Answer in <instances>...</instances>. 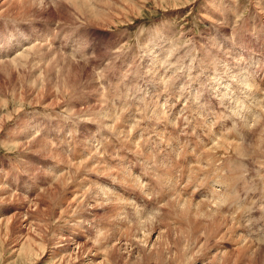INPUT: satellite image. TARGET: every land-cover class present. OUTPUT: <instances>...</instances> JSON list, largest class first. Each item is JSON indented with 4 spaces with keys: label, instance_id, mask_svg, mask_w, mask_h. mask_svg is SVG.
Wrapping results in <instances>:
<instances>
[{
    "label": "rangeland",
    "instance_id": "obj_1",
    "mask_svg": "<svg viewBox=\"0 0 264 264\" xmlns=\"http://www.w3.org/2000/svg\"><path fill=\"white\" fill-rule=\"evenodd\" d=\"M41 1L0 0V264H59L58 260L65 258L66 255H69V252L70 254L73 253V249L77 245L76 242L87 244L86 248H89L88 250L85 248L84 253L86 254L82 255L79 253V249L74 250V253H76L74 257L77 260L80 259L81 262H86L85 264H92V262L97 264L108 258L107 255L109 254V257L113 255L108 259L114 264H127V262L130 264H161L162 261L158 260L160 257L172 258V256L179 255L185 258V255L177 254L180 248L178 249L176 246L182 239L183 241L187 239L184 225H182V227L184 226V235H182L181 230H177L176 216L179 215L180 217L181 215H175L171 203L173 201H169L171 197L168 200L167 197L156 194L157 189L155 186L153 184L150 186L151 179L148 178V167L145 170H140L138 166L133 167L131 173H135L134 176H141L142 178L139 177L136 183L138 181L142 182L144 186H147V192L151 193L145 201V206L143 203L145 199H140L138 192L127 190L128 193L123 191L118 193L116 186L106 185L108 189H111L108 190L109 196L114 195L116 201L118 195L125 197L131 204L123 205L125 208H123L122 213L126 212L127 215L123 216L122 222L127 223V228L119 230V228L112 229L106 226L114 218L109 211H111V206L117 202H111L112 204H110L108 201L106 203V194L105 199L103 196L104 202L91 197L83 200L81 196H78L82 189L77 185L78 180L73 178L74 180L71 181L70 178V181L64 182V186L62 180L65 179L64 176L67 174L62 176L63 172L58 170L57 166L65 162L66 159L64 158L67 157V161L70 159L72 162L75 161L81 152L80 143L83 142H89L93 146L96 145L105 156H107L108 145L110 144L115 147L114 152L123 150L125 156H130V153L123 146L124 142L121 137L117 132L112 131V125L116 126L118 124L122 125L120 128L125 127L123 128V130L125 129L124 133L121 134L123 140L128 135L126 139H130L131 136L132 141L134 140L135 143L139 144L144 142L145 137L149 142L148 150L158 152L156 148L158 147L169 152L172 148H175L176 144L168 140H161L159 130L162 129L164 124L171 126L170 129L173 130L175 125L170 123L173 117L169 116L168 113L169 115L163 116L166 118L163 119V122L162 118H159L161 114L163 115V112L174 106L178 101L177 99H180L178 101L180 106L177 110L182 108L181 110L184 111V120L180 124L182 129L179 131L186 138L183 139L184 142L188 143L187 141H189L190 136L188 138L187 135H202L199 137L203 142H207L205 143L207 149L205 144L203 145L204 149L214 152L227 146L220 144L223 138L227 142L238 140V143H241L240 146L246 142L243 145L244 148L241 147L244 151L246 150L243 155H250L252 152L247 154L252 151L249 148L253 147L254 151L255 145L260 143V140L258 143L257 136L253 133L256 132L255 134L258 135L257 130L260 131L259 126L264 118V0ZM102 11L105 13L103 14ZM93 12L97 13V15L94 13L96 18L92 14ZM98 15H101V18L104 16L103 20ZM37 43H40L38 45L40 47L35 48L34 45ZM170 49L172 53H170ZM34 50L37 53H34ZM41 53L43 56L45 55V59L40 55ZM171 54L172 56H170ZM49 58L54 59L53 62ZM58 58L59 62L56 63L55 59ZM46 59L50 60L48 64ZM210 59L219 65V70L213 74V78H209L212 71L207 63ZM51 62L54 66H57L54 68ZM157 72H160L161 77L159 74L155 75ZM234 75L235 78H233ZM162 77L164 81L162 80L161 85ZM200 81H202V84L198 85ZM222 83V91L216 93V88ZM227 87H230L229 94L220 99L219 94H224ZM232 91H235V93L233 94ZM200 92L201 94L198 96ZM102 93L105 97L101 95ZM156 93H161V95L158 97ZM93 94L95 95L93 96ZM181 94L182 97H180ZM233 97L234 99H232ZM237 97L240 98L239 102H236ZM193 99L204 105L200 111L198 110V119H201L200 121L204 123L205 128L201 126L200 129L197 128L198 130L189 129L194 128L196 125L193 122L194 119L189 117L187 113L196 115L195 112L185 108L189 101H192L191 104H196ZM255 99L260 101H255ZM252 100L255 101L254 103L259 102L260 107L259 105L253 107ZM96 103L101 104L102 108ZM89 104L94 107L90 108ZM163 104L164 106H162ZM200 104H198V108ZM262 104L263 106H261ZM154 106H156V110ZM98 108H100V111ZM104 108L105 110H103ZM233 109H235V112ZM217 115L218 119L216 120ZM260 115L262 116L260 117ZM86 116L88 117L86 118ZM92 116H94V119ZM186 116H188V119H186ZM97 117H102V119ZM180 118L181 116L177 120L180 121ZM260 118L262 119L260 120ZM86 119H88V123ZM113 121L118 124L116 122L113 124ZM189 121L191 122L189 123ZM93 122L95 124L102 123L100 126L106 128L112 123L108 127L110 132L98 127ZM255 123L259 126L254 125ZM208 127L211 128L208 129ZM258 127L259 129H257ZM204 129L215 133L210 135V140L205 137L206 130ZM126 130L130 132H126ZM254 130L256 131L254 132ZM236 133H238L237 136ZM104 134L107 137H103ZM164 135H168V131L164 132ZM30 137L32 139L29 140ZM105 138H107L106 141ZM203 138L205 139L203 140ZM251 139H253L254 144L252 146H250L252 144ZM38 140L41 142H38ZM262 140L264 139L262 138ZM262 140L261 143L264 145ZM152 141H156L155 144L151 143V145L150 142ZM45 142L47 146L55 145L59 148L61 154L58 160L59 155L55 156L52 151L53 156L50 147L45 148L43 146ZM256 142L257 144H255ZM182 146L183 142L180 141L176 147L177 151ZM200 146L202 147V144L197 148L202 149L203 147ZM66 149L79 152L73 155ZM260 152L264 154L262 150ZM53 158L56 161L53 162ZM247 158L248 156L243 157V161L240 159L243 166L245 164V167L248 168L243 167V175L247 174L244 175L247 186L245 188L239 184L236 190V194L239 196V207L236 210L241 213V223L239 225L236 223L235 218L240 213L235 212L234 207L230 210L225 209L224 216L223 208L227 207L226 205L220 207L218 213L232 223V225L229 224L230 238L228 235L229 239L226 237L228 241L230 240L229 243L228 241L218 243L216 249L212 248V251L209 252L203 249L194 263L188 261L186 257L185 264H208L207 258L212 257V254H214L212 258L220 254L223 256L227 253V250L229 252L231 248H236L237 246L235 247L234 244H237L235 243L236 240L239 242V236L240 239L243 238V241L240 240L242 243L239 242L237 245H249L250 241V244L255 243L252 248L257 249L255 250L257 251L255 256L258 264H264V245L257 244V242L264 243V169L262 171L259 169L262 166H259L252 158H248V160ZM263 160L264 158L261 159V162ZM142 162L143 160L141 164ZM183 164L185 165L186 161H183ZM252 164L258 166V169ZM255 170H260L259 174ZM193 171L197 173V167H194ZM50 173L52 177L54 174L53 178L49 177ZM149 176L155 179L154 173ZM89 178L93 179L91 176ZM201 178L202 180L197 183H200L202 187H214V182H210L209 178H205V175ZM59 180L61 181L59 182ZM189 180L187 182L186 178L181 183L182 180L180 181L179 176V186L175 183L179 190L182 188L179 195L182 198L185 195V198L188 197L187 199L198 201V194L194 195L193 193L198 192V187L191 189V185L193 187L196 180ZM93 185L89 184L88 187L92 188ZM75 193H77L78 199L76 200L79 201L78 203L75 200ZM192 195L194 196L192 197ZM114 196L113 200H115ZM81 201L82 203H80ZM99 202L100 205H98ZM169 203L172 204L170 207ZM132 205L134 208H132ZM164 205H167V208H164ZM135 207H138V210L145 207L147 216H143L147 221L143 220L144 222L138 223L137 211H134ZM193 208L192 210H196V207L193 206ZM171 209L174 212L172 215L170 213L173 212H169ZM234 213L237 214L234 215ZM193 214L191 212L188 215L192 216ZM232 215L234 216L232 217ZM112 225L111 227H113ZM76 227H78V231L82 230L85 233H83L84 236L81 240L76 239V242L72 245L69 237L71 238L70 233L75 232L73 229H77ZM231 227L235 229L232 230ZM104 228L106 229L103 230ZM174 228L175 230H171ZM129 230L131 231L129 232ZM99 231L100 233H97ZM145 234L148 236H145ZM159 234L161 236L160 240L157 239ZM88 236L91 238L89 239ZM62 239L68 240L71 246L60 247ZM94 239L95 242L97 241L96 244L93 241ZM146 239L149 241L148 243H146ZM105 240H108V243L104 242ZM127 240L131 241L132 245L129 242L130 245L127 246L128 243H124ZM246 241L248 242L243 243ZM97 243L101 245L99 246ZM218 246L219 248L222 247L219 249ZM187 248L190 252L189 245ZM114 250L117 252L115 253ZM155 250L163 252V256L156 254L157 251ZM262 250L263 252H261ZM86 251L89 252L90 257ZM197 251L198 248L193 252L196 253ZM66 252L67 254L64 255ZM95 252L97 255H94ZM153 254L156 256L155 258H151ZM78 257L81 258L78 259ZM211 257L210 259H212ZM83 258L84 260H82Z\"/></svg>",
    "mask_w": 264,
    "mask_h": 264
},
{
    "label": "bare ground",
    "instance_id": "obj_2",
    "mask_svg": "<svg viewBox=\"0 0 264 264\" xmlns=\"http://www.w3.org/2000/svg\"><path fill=\"white\" fill-rule=\"evenodd\" d=\"M5 1V0H4ZM65 1H69V0H65ZM72 1V0H71ZM25 2V1H24ZM40 2H42L41 0H40ZM68 3V2H67ZM72 3V2H71ZM73 4V3H72ZM125 4V3H124ZM25 5V4H24ZM30 5V4H29ZM126 5H128V4H126ZM2 6V5H1ZM3 6H4V4H3ZM107 6V5H106ZM131 6V5H130ZM129 6V7H130ZM25 7H26V5H25ZM28 7V6H27ZM108 7V6H107ZM106 7V8H107ZM31 8H32V6H31ZM113 8V7H112ZM132 8V7H131ZM134 8V7H133ZM88 9V8H87ZM86 9V10H87ZM91 9V8H90ZM5 10V9H4ZM77 10V9H76ZM103 10V9H102ZM3 11V10H2ZM16 11V10H15ZM93 11H96V10H93ZM106 11V10H105ZM98 12V11H97ZM29 13V12H28ZM88 13V12H87ZM94 13H96V12H93L92 14L95 16V18H96V15H97V13H96V15L94 14ZM101 13V12H100ZM102 13L104 14L105 12L104 11H102ZM24 14H26V13H24ZM91 14V15H92ZM99 14V13H98ZM88 15V14H87ZM90 15V14H89ZM20 16V15H19ZM27 16V15H26ZM99 16V15H98ZM97 16V17H98ZM101 16V15H100ZM99 16V17H100ZM93 17V16H92ZM101 18V17H100ZM99 18V19H100ZM102 18H104V16H102ZM101 18V19H102ZM202 18V17H201ZM207 18H209V17H207ZM98 19V18H97ZM212 19V18H211ZM28 20V19H27ZM89 20V19H88ZM93 20V19H92ZM103 20V19H102ZM101 20V21H102ZM207 20V19H206ZM219 20V19H218ZM90 21V20H89ZM100 21V20H99ZM100 21V22H101ZM33 22V21H32ZM91 22V21H90ZM113 22V21H112ZM207 22V21H206ZM209 22H210V20H209ZM27 23V22H26ZM93 23V22H92ZM211 23V22H210ZM209 23V24H210ZM214 23V22H213ZM96 24H97V22H96ZM113 24H114V22H113ZM230 24V23H229ZM102 25V24H101ZM221 25V24H220ZM212 27V26H211ZM64 30V29H63ZM29 44V43H28ZM40 44V43H39ZM38 43L37 44H35L34 45V47L35 48H38V47H40V46H38L39 45ZM33 47V48H34ZM80 47V46H79ZM32 48V49H33ZM34 48V49H35ZM173 48V47H172ZM201 48V47H200ZM41 49V48H40ZM40 49H38V51H40ZM25 50V49H24ZM29 50H30V48H29ZM37 50V49H36ZM36 50H34V53H37V51ZM42 50V49H41ZM171 50V49H170ZM212 50V49H211ZM23 51V50H22ZM31 51V50H30ZM33 51V50H32ZM36 51V52H35ZM168 51H169V49H168ZM174 51V50H173ZM44 52V51H43ZM119 52V51H118ZM176 52V51H175ZM24 53V52H23ZM22 53V54H23ZM40 53V52H39ZM119 53H121V52H119ZM119 53H117V54H119ZM152 53V52H151ZM170 53H172V50H171V52ZM189 53V52H188ZM29 54V53H28ZM45 54V53H44ZM122 54V53H121ZM120 54V55H121ZM204 54V53H203ZM208 54V53H207ZM18 55V54H17ZM29 55H31V54H29ZM43 58H44V56L42 55V53L40 54ZM49 55V54H48ZM123 55V54H122ZM152 55V54H151ZM22 56V55H21ZM50 56H51V54H50ZM119 56V55H118ZM170 56H172V54L170 55ZM49 57V56H48ZM158 57V56H157ZM208 57V56H207ZM210 57V56H209ZM23 58H24V56H23ZM54 58V57H53ZM60 58V57H59ZM59 58L58 59H55L56 60V63H58L59 61ZM113 58V57H112ZM206 58V57H205ZM45 59V58H44ZM50 60H51V58H49ZM47 60L46 59V61H47V64H48V61H50V60ZM62 59V58H61ZM168 59V58H167ZM177 59V58H176ZM208 59V58H207ZM16 60H18V59H16ZM43 60V59H42ZM52 60H54V59H52ZM51 60V61H52ZM63 60V59H62ZM109 60V59H108ZM170 60V59H169ZM30 61V60H29ZM148 61V60H147ZM53 62V61H52ZM51 62V63H52ZM70 62V61H69ZM115 62V61H114ZM166 62V61H165ZM50 63V62H49ZM54 63H55V61H54ZM55 63V64H56ZM46 64V63H45ZM53 64V63H52ZM72 64V63H71ZM114 64V63H113ZM125 64V63H124ZM166 64V63H165ZM67 65H68V63H67ZM115 65V64H114ZM173 65V64H172ZM207 65H208V67H210V70L212 71L211 72V74H209V78H213V74H215L218 70H219V68H218V64L214 61V60H212V59H210L209 61H208V63H207ZM53 66H54V64H53ZM57 66V65H56ZM56 66H54V68L56 67ZM59 66V65H58ZM107 66H109L108 64H107ZM49 67V66H48ZM47 67V68H48ZM52 67V66H51ZM200 67V66H199ZM42 68V67H41ZM59 68V67H58ZM68 68V67H67ZM70 68V67H69ZM161 69H162V67H160ZM192 68V67H191ZM49 69H50V67H49ZM79 69V68H78ZM156 69V68H155ZM197 69V68H196ZM204 69V68H203ZM226 69V68H225ZM107 70V69H106ZM49 71V70H48ZM47 71V72H48ZM54 71V70H53ZM162 71V70H161ZM33 72V71H32ZM151 72V71H150ZM153 72V71H152ZM56 73H58V72H56ZM147 73V72H146ZM160 75V72H157V73H155V75ZM221 74V73H220ZM63 75V74H62ZM128 75V74H127ZM151 75V74H150ZM190 75V74H189ZM47 76H49V75H47ZM154 76V75H153ZM251 76V75H250ZM45 77V76H44ZM50 77V76H49ZM146 77V76H145ZM160 77H161V75H160ZM195 77V76H194ZM123 78H124V76H123ZM154 78H156V77H154ZM170 78V77H169ZM196 78V77H195ZM233 78H235V75L233 76ZM161 79V78H160ZM164 78L162 77V79H161V85H162V80H163ZM172 79V78H171ZM200 79V78H199ZM202 79V78H201ZM44 80H46V79H44ZM95 80H96V78H95ZM169 80V79H168ZM167 80V81H168ZM203 80V79H202ZM218 80V79H217ZM251 80V79H250ZM91 81H93V80H91ZM164 81V80H163ZM174 81V80H173ZM210 81V80H209ZM176 82V81H175ZM174 82V83H175ZM197 82V81H196ZM212 82V81H211ZM234 82V81H233ZM165 83H166V81H165ZM173 83V82H172ZM171 83V84H172ZM192 83V82H191ZM190 83V84H191ZM27 84V83H26ZM33 85H34V83H32ZM36 84H38V83H36ZM164 84V83H163ZM199 84H202V81H200V82H198V85ZM244 84V83H243ZM33 85H32V87H33ZM223 85V83L222 84H219L218 85V87L216 88V93H218L219 91H222V86ZM225 85V84H224ZM248 85H249V83H248ZM87 86V85H86ZM158 86V85H157ZM164 86V85H163ZM167 86H168V84H167ZM55 87H56V85H55ZM158 87H161L160 85L158 86ZM34 88V87H33ZM166 88V87H165ZM176 88V87H175ZM206 88V87H205ZM212 88V87H211ZM214 88V87H213ZM232 88V87H231ZM55 89V88H54ZM56 89H58V88H56ZM94 89V88H93ZM203 89V88H202ZM208 89V88H207ZM62 90V89H61ZM210 90V89H209ZM208 90V91H209ZM229 90H230V87H227V88H225V93L223 94L222 93V95H220L219 94V96H220V99H223L224 97H225V95H228L229 94ZM251 90V89H250ZM115 91V90H114ZM202 91V90H201ZM31 92V91H30ZM33 92V91H32ZM155 92H156V90H155ZM163 92H165V91H163ZM251 92V91H250ZM40 93V92H39ZM43 93V92H42ZM83 93V92H82ZM107 93V92H106ZM232 93L234 94L235 93V91H232ZM259 93V92H258ZM41 94V93H40ZM108 94V93H107ZM180 94V93H179ZM200 94H201V92L198 94V96H200ZM20 95V94H19ZM95 94H93V96H94ZM99 95V94H98ZM102 96H103V93L101 94ZM159 95H161V93H156V96H158L159 97ZM205 95V94H204ZM262 95V94H261ZM112 96V95H111ZM110 96V97H111ZM146 96V95H145ZM253 96V95H252ZM259 96V95H258ZM22 97V96H21ZM37 97V96H36ZM42 97V96H41ZM103 97H105V96H103ZM102 97V98H103ZM107 97V96H106ZM147 97V96H146ZM151 97V96H150ZM168 97V96H167ZM180 97H182V94L180 95ZM194 97H197V96H194ZM19 98H20V96H19ZM84 98V97H83ZM97 98V97H96ZM153 98V97H152ZM168 98H170V97H168ZM203 98V97H202ZM230 98V97H229ZM41 99V98H40ZM111 99V98H110ZM155 99H157V98H155ZM232 99H234V97L232 98ZM251 99V98H250ZM33 100V99H32ZM93 100V99H92ZM97 100V99H96ZM106 100V99H105ZM178 101H180V99H177ZM239 100H240V98L239 97H237V100H236V102H239ZM30 101V100H29ZM85 101H86V99H85ZM110 101V100H109ZM160 101V100H159ZM178 101H176V103L174 104V106H171V108H169V110L168 111H166V112H163V115L161 114V117L159 118V116H158V118L159 119H161L162 118V122L164 121L163 119H166V118H164L166 115H169V116H172L171 118V120H170V123H171V125H172V123H173V125H175L174 127V129L173 130H171L170 129V127L171 126H168V125H166V124H164L163 125V127H162V129H160L159 130V132H160V139L161 140H168V141H170L171 143H175L176 145H175V148H172L169 152H167V151H163L162 149H160V148H158V147H156L157 149H158V152H156V151H151V150H148V148H149V142H148V140H146V138L144 137V139H143V141L144 142H141V143H135L134 142V140L132 141V139H131V136H130V139L128 138V139H126L127 137H128V135H127V137H125V140H123V138H122V135L121 134H123L124 133V130H123V128H125V127H122V128H120V126H122V125H119L116 121H113V124H115V122H116V124H118V125H112L113 126V129L112 128H110V129H112V131H114V132H117L118 133V135L121 137V139H122V141L124 142V144H123V146L126 148V150L130 153V156H125L124 155V151L123 150H119V151H117V152H114V149H115V147L112 145V144H110V145H108L109 146V150H108V152H107V156H105L104 155V153L103 152H100V150H99V148L95 145V146H93V145H91L89 142L88 143H86V142H83V143H80L81 144V147H80V149H81V152H80V155L75 159V161H71V159L70 160H68L67 161V158H64V159H66V161L65 162H63V163H61V164H58V166H57V168H58V170H61L62 172H63V174H62V176H64V175H66V176H64V178L65 179H63L62 180V182H63V184H64V186H65V183L64 182H68V180L71 178V181L72 180H74L73 178H75V179H77L76 181L78 182V187H81L82 189L80 190V192L78 193V196H81V198L83 199V200H87V199H89L90 197L93 199H96V200H98V201H102V202H104L103 201V196H104V199H105V194H106V200H105V202L106 203H108V201H109V203L110 204H112L111 202H115L116 201V199H115V196H114V199L115 200H113L112 198H113V196H112V198H111V196H109L108 195V193H109V191L108 190H111V189H108L107 187H106V185H111V186H116V188H117V191H118V193L120 192V191H123V192H125V193H128L127 192V190H131V192L133 191V192H138L139 193V197H140V199H145L144 201H143V203H144V206H145V201L148 199V197L151 195V193H149V192H147V186H144L143 184H142V182H140V181H138L137 183H136V181L137 180H139L138 178L139 177H141V176H139V175H135L134 176V174L135 173H133V174H131L132 173V168L133 167H136V166H138L139 167V169L140 170H145L146 169V167H148L149 168V174H148V178H150L151 179V183H150V186L153 184L154 186H155V188L157 189V192H156V194H161L163 197H167V199L169 200V198L171 197V199L169 200V201H173V202H171L172 204H173V206H172V208L174 209H171L169 212H171L172 210L175 212V215H178V214H180L181 216L179 217V215L178 216H176V225H177V227H178V229L177 230H181V232H183V234L182 235H184V230H183V227L185 226V234L187 235L186 236V238L187 239H185L184 241H183V239H182V241L181 242H178V245H176V244H174V245H176L177 247H178V249H179V251L177 252V254H183V255H185L187 258H188V261H190L191 263H194L195 261H196V259L198 258V255L200 254V252L204 249V250H206V252H209V251H212V248L213 249H216V244H218V243H224L225 241H228L227 239H226V237H227V235H228V237H229V230H230V225L229 224H231L232 225V223L230 222V220L229 219H227V218H223L219 213H218V210H219V208L220 207H222V206H224V205H226V207L227 208H223V216L225 215V209H228V210H230V209H232L233 207H234V209L236 210L238 207H239V204H238V201H239V196L236 194V190L238 189V185L240 184V185H242V186H244L245 188H246V186H247V183H246V178L244 177V175H247L246 173L243 175V167L244 168H246V169H248L247 167H245V164H244V166H243V164H242V162H241V160H242V158L243 157H246V156H248V158H252L253 159V161H255L259 166H262V168H260L259 167V169H264V167H263V165H264V163H262V162H264V160L261 162V159L262 158H264V157H262V156H264V154H261V150L264 152V150H263V146L264 145H262V143H261V140H262V138L264 139V137H262L263 135H264V118L262 119V118H260V120L262 119V123L260 124V126H259V124L257 125L256 123L254 124V125H257V126H259L260 127V131H258L257 130V132H258V135L257 134H255L256 132V130H254V132L255 133H253L255 136H257V141H258V143H259V140H260V143L259 144H257V142L255 143V144H257V145H255L256 147H255V150L253 151V147L251 148L250 146H252V145H254L253 144V139H251L252 140V144L250 145V144H248V145H250L249 147V149L250 150H252V151H250V152H248L247 154H249V153H251L250 155H243V153L246 151H244L241 147H243V145H245V143L242 145V146H240L241 145V143H238V140L236 141V142H227V141H225L224 140V138L220 141V144H222V146L225 144V145H227V146H225V147H223L222 149H220V150H218V151H214V152H211V151H209V150H206L207 149V144H205V143H207V142H203L202 141V139L199 137V136H195V134L194 135H187V137L189 138V136H190V138H189V141H187L188 143H186V142H184V140L183 139H186L182 134H180L179 133V131L182 129L181 128V126H180V124L182 123V121L184 120V118H183V116H184V114H183V110H181V109H179V110H177L178 109V106H180V104H178ZM197 100L196 99H193V102L194 103H196V104H191V102L192 101H189L188 102V105L185 107V108H187V109H190L191 110V112L193 111V112H195V115L196 116H194L193 115V113L192 114H189V113H187L188 114V116L189 117H192L194 120H193V122H194V124L196 125V126H194V128H189V129H191V130H194V129H197V128H199V127H201V126H203V122H201L199 119H198V115H199V111H200V109H202V107L204 106L203 104H200V102H196ZM248 101V100H247ZM253 101V100H252ZM255 101H260V100H256L255 99ZM255 101H253V103L255 102ZM263 101V100H262ZM43 102V101H42ZM87 102V101H86ZM85 102V103H86ZM90 102V101H89ZM93 102V101H92ZM103 102V101H102ZM145 102H146V100H145ZM105 103V102H104ZM107 103V102H106ZM111 103V102H110ZM150 103V102H149ZM148 103V104H149ZM152 103V102H151ZM164 103V102H163ZM180 103V102H179ZM223 103H224V101H223ZM259 103V102H258ZM258 103H254V105H253V107H257V105H259V107H260V104H258ZM261 103V102H260ZM94 104V103H93ZM97 105H98V103H96ZM198 104H200V107L198 108ZM208 104V103H207ZM244 104V103H243ZM42 105V104H41ZM90 106V108L93 106H91V104H89ZM100 106H101V108H102V105L101 104H99ZM98 105V106H99ZM147 105V104H146ZM145 105V106H146ZM158 105V104H157ZM172 105V104H171ZM186 105V104H185ZM238 105V104H237ZM236 105V106H237ZM246 105V104H245ZM250 105V104H249ZM251 105H252V103H251ZM96 106V105H95ZM99 106V107H100ZM105 106V105H104ZM162 106H164V104L162 105ZM190 106V107H189ZM240 106H242V104H240ZM261 106H263V104L261 105ZM67 107V106H66ZM88 107V106H87ZM94 107V106H93ZM92 107V108H93ZM105 107H107V106H105ZM148 107V106H147ZM146 107V108H147ZM155 108V110H156V106H154ZM161 107V106H160ZM258 107V108H259ZM85 108V107H84ZM89 108V109H90ZM158 108V107H157ZM234 108V107H233ZM258 108H257V110H258ZM82 109V108H81ZM88 109V108H87ZM88 109V110H89ZM97 109V108H96ZM99 109V111H100V108H98ZM107 109V108H106ZM110 109V108H109ZM149 109V108H148ZM256 109V108H255ZM67 110V109H66ZM88 110H87V112H88ZM93 110H95V109H93ZM92 110V111H93ZM103 110H105V108L103 109ZM112 110V109H111ZM154 110V111H155ZM158 110V109H157ZM199 110V111H198ZM72 111H73V107H72ZM91 111V110H90ZM96 111V110H95ZM94 111V112H95ZM107 111V110H106ZM152 111H153V109H152ZM162 111H163V109H162ZM233 111L235 112V109H233ZM237 111V110H236ZM251 111V110H250ZM94 112H92V114L94 113ZM110 112V111H109ZM112 112V111H111ZM161 112V111H160ZM255 112V111H254ZM86 113V112H85ZM96 113H97V111H96ZM108 113V112H107ZM146 114H147V112H145ZM149 113V112H148ZM159 113V112H158ZM169 113V114H168ZM263 113V112H262ZM261 113V114H262ZM95 114V113H94ZM98 114H101V113H98ZM154 114H155V112H154ZM153 114V115H154ZM260 114V113H259ZM81 115H83V114H81ZM86 115H87V113H86ZM96 115V114H95ZM94 115V116H95ZM105 115H106V113H105ZM105 115H104V118H105ZM109 115H110V113H109ZM108 115V116H109ZM111 115H112V113H111ZM152 115V114H151ZM157 115V114H156ZM90 116V115H89ZM94 116H92V118L94 117ZM99 116V115H98ZM102 116V115H101ZM164 116V117H163ZM181 116V118H180V121H178L177 119H178V117H180ZM188 116H186V119H188ZM248 116V115H247ZM254 116V115H253ZM262 115H260V117H261ZM45 117V116H44ZM48 117V116H47ZM85 117V116H84ZM88 116H86V118H87ZM96 117V116H95ZM114 117V116H113ZM156 117V116H155ZM83 118V117H82ZM97 118H99V117H97ZM110 118V117H109ZM108 118V119H109ZM120 118V117H119ZM146 118V117H145ZM158 118H157V120H158ZM191 118V119H192ZM258 118V121H259V116L257 117ZM59 119V118H58ZM76 119V118H75ZM80 119V118H79ZM89 119V118H88ZM88 119H86V122H87V120ZM94 119V118H93ZM92 119V120H93ZM99 119H102V117L101 118H99ZM112 119V118H111ZM118 119V118H117ZM116 119V120H117ZM121 119V118H120ZM119 119V120H120ZM216 120L218 119V115L216 116V118H215ZM214 119V120H215ZM91 120V119H90ZM115 120V119H114ZM123 120V119H122ZM153 120V119H152ZM156 119H155V121H157ZM167 120H169L168 118H167ZM204 120V119H203ZM248 120V119H247ZM104 121L106 122V120L104 119ZM159 121V120H158ZM166 121V120H165ZM206 121V120H205ZM246 121V120H245ZM254 121V120H253ZM255 121H256V119H255ZM254 121V122H255ZM258 121H257V123H258ZM46 122V121H45ZM77 122V121H76ZM84 122H85V120H84ZM90 122V121H89ZM97 122V121H96ZM103 122V121H102ZM119 122V121H118ZM166 122H168V121H166ZM165 122V123H166ZM191 121H189V123H190ZM246 122H248V121H246ZM88 123V122H87ZM109 123V122H108ZM123 123H124V120H123ZM245 123V122H244ZM74 124V123H73ZM93 124H95L94 122H93ZM92 124V125H93ZM97 124V126L98 127H102L105 131H107V132H110V131H108V127H110L111 126V124L110 125H108V127L106 128V127H103L102 125L100 126V124H102V123H96ZM95 124V125H96ZM160 124V123H159ZM162 124V123H161ZM168 124V123H167ZM79 125V124H78ZM82 125V124H81ZM86 125V124H85ZM103 125H104V123H103ZM157 126H158V124H156ZM155 125V126H156ZM25 126H26V124H25ZM71 126V125H70ZM105 126V125H104ZM177 127H178V130H177ZM204 127V126H203ZM202 127V128H203ZM259 127L257 128V129H259ZM30 128V127H29ZM74 128V127H73ZM159 128V127H158ZM205 128V127H204ZM209 128H211V127H208V129ZM242 128V127H241ZM255 128V127H254ZM22 129V128H21ZM24 129H26V128H24ZM129 129V128H128ZM200 129V128H199ZM246 129V128H245ZM256 129V128H255ZM176 130H177V132H176ZM198 130V129H197ZM204 130H206V129H204ZM22 131V130H21ZM25 131V130H24ZM104 131V132H105ZM127 131H129V130H126V132ZM168 131V135H164L163 136V134H164V132H167ZM249 131V130H248ZM23 132V131H22ZM22 132H20V133H22ZM27 132V131H26ZM107 132H106V134H107ZM125 132V133H126ZM130 132V131H129ZM158 132V131H157ZM199 132H200V130H199ZM204 132V131H203ZM246 132H247V130H246ZM250 132H252V131H250ZM23 133H25V132H23ZM37 133V132H36ZM40 133V132H39ZM90 133V132H89ZM241 133V132H240ZM248 133V132H247ZM246 133V134H247ZM112 134V133H111ZM126 134H128V133H126ZM130 134V133H129ZM197 134H198V132H197ZM214 135L215 133L214 132H212L211 130H206V133H205V137L207 138V140H210V135ZM26 135V134H25ZM28 135V134H27ZM132 135V134H131ZM156 135V134H155ZM238 135V133H236V136ZM253 135V136H254ZM33 136V135H32ZM37 136V135H36ZM36 136H34L35 137V139H37L36 138ZM106 135L104 134L103 135V137H105ZM148 136H149V134H148ZM247 136H249V135H247ZM247 136H246V138H247ZM27 137V136H26ZM33 137V138H34ZM107 137V136H106ZM244 137V136H243ZM251 138V137H250ZM249 138V139H250ZM253 138V137H252ZM261 138V139H260ZM30 139H32V137H30L29 138V140ZM34 139V140H35ZM43 139V138H42ZM106 139L107 138H105L104 140L106 141ZM205 138H203V140H204ZM241 139V138H240ZM33 140V141H34ZM108 140H110V139H108ZM27 141V140H26ZM25 141V142H26ZM32 141V140H31ZM80 141V140H79ZM180 141H182L183 142V146H182V148L180 149V150H178L177 151V145H178V143H180ZM247 141V140H246ZM249 141V140H248ZM262 141H264V140H262ZM29 142V141H28ZM35 142V141H34ZM37 142V141H36ZM38 142H41V141H39L38 140ZM43 142H44V140H43ZM46 142H49V141H46ZM46 142L44 143V145L43 146H45V148H49L50 147V150H51V153H52V155H53V152L55 153V156L57 155H59V157H57V160L60 158V154H61V151L59 150V148L58 147H55V145L53 146V145H46ZM156 142V141H155ZM155 142H150V144L151 143H153V144H155ZM244 142V141H243ZM49 143H53V142H49ZM250 143H251V141H250ZM27 144H29V143H27ZM48 144V143H47ZM55 144V143H54ZM65 144V143H64ZM202 144V149H198L197 148V146H199V145H201ZM206 145V149H204V146L203 145ZM246 144V145H247ZM260 144H261V146H260ZM264 144V143H263ZM77 145V144H76ZM152 145V144H151ZM247 145V146H248ZM29 146V145H28ZM65 146H66V144H65ZM68 146V145H67ZM154 146V145H153ZM247 146H246V148H247ZM260 146V147H259ZM61 147V146H60ZM62 148V147H61ZM244 148V147H243ZM259 148H261V150H259ZM248 149V150H249ZM41 150V149H40ZM67 150V149H66ZM241 150H243V151H241ZM35 151V150H34ZM53 151V152H52ZM63 151V150H62ZM67 151H69V152H71V153H73V155H75V153L76 152H79V151H77V150H67ZM195 151V152H194ZM41 153V152H40ZM63 154H64V152H63ZM62 154V155H63ZM67 154V153H66ZM65 154V155H66ZM69 154V153H68ZM245 154V153H244ZM49 155H50V153H49ZM61 155V156H62ZM78 155V154H77ZM76 155V156H77ZM116 155V156H115ZM27 156V155H26ZM51 156V155H50ZM54 156V155H53ZM52 156V157H53ZM64 156V155H63ZM71 156V155H70ZM242 158H241V157ZM48 157V156H47ZM248 158H247V160H248ZM44 159H45V157H44ZM54 159V158H53ZM52 159V160H53ZM55 159H56V157H55ZM53 160V162L54 161H56V160ZM143 160V162H142V164H141V161H138V160ZM241 159V160H240ZM51 160V161H52ZM63 160V159H62ZM81 162H80V161ZM60 161H61V159H60ZM183 161H186V164L184 165L183 164ZM243 161V160H242ZM249 161H250V159H249ZM57 163H59V162H57ZM57 163H56V165H57ZM204 163V164H203ZM252 163V162H251ZM254 163V162H253ZM255 164V163H254ZM254 164H252V165H254ZM256 164V165H257ZM55 165V166H56ZM255 166V165H254ZM194 167H197V173H195L194 171H193V168ZM256 167V166H255ZM258 167V166H257ZM256 167V168H257ZM53 169V168H52ZM251 169V168H250ZM258 169V168H257ZM52 171V170H51ZM244 171H245V169H244ZM249 171V170H248ZM256 171V170H255ZM263 171V170H262ZM261 171V172H262ZM49 172V171H48ZM54 172V171H53ZM61 172V173H62ZM247 172V171H246ZM257 173L258 172H260V170L258 171H256ZM45 173V172H44ZM152 173H154V177H155V179H152V177H150L149 175H152ZM247 173H249V172H247ZM256 173V174H257ZM259 174V173H258ZM261 175H262V173H260ZM52 174L50 173V175H49V177H52L51 176ZM203 175H205V178H209V180H210V182H214L213 183V186L214 187H210V188H205V187H202L201 186V184L200 183H197L198 181H201L202 180V178H201V176H203ZM48 176V175H47ZM56 176V175H55ZM61 176V175H60ZM69 176V177H68ZM89 176H91V177H93V179H90L89 178ZM179 176H180V181H181V183L183 182V180H185L186 178H187V182H188V180L189 179H194V180H196V181H194L195 182V185L192 187V185H191V189H193L194 187H198V192H193L194 193V195H196V194H198V201H193V199L192 200H190V199H187V198H185V195H184V193H182L184 196V198H182L180 195H179V193H180V191L182 190V188L179 190V187H177V184L179 183ZM53 177H54V174H53ZM52 177V178H53ZM57 177V176H56ZM262 177V176H261ZM264 177V176H263ZM58 178H63V177H58ZM142 178V177H141ZM56 179V178H55ZM50 180V179H49ZM57 180V179H56ZM52 181H54L53 179H52ZM61 180H59V182H60ZM70 181V180H69ZM190 181V180H189ZM192 182H193V180H191ZM49 182V181H48ZM61 182V183H62ZM187 182H185V183H187ZM192 182H190L191 184H192ZM72 183V182H71ZM70 183V184H71ZM75 183V182H74ZM175 183H177V184H175ZM263 183V182H262ZM53 184V183H52ZM89 184H94L93 185V187L91 188V187H88V185ZM105 186H104V185ZM194 184V183H193ZM51 185V184H50ZM76 185V184H75ZM178 186H179V184H178ZM181 186V185H180ZM181 187H186V186H181ZM188 187V186H187ZM189 187H190V185H189ZM243 187V188H244ZM115 188V189H116ZM191 189H190V191H191ZM184 190V189H183ZM250 190V189H249ZM65 191V190H64ZM51 192V191H50ZM111 192V191H110ZM183 192V191H182ZM185 192H189V191H185ZM72 193H73V191H72ZM77 193H75L76 194V198H75V200L76 199H78L77 198ZM117 193V192H116ZM117 193V194H118ZM166 193V194H165ZM247 193V192H246ZM80 194V195H79ZM115 194V193H114ZM194 195H192V197L194 196ZM117 196V195H116ZM191 196V195H190ZM118 198H117V203H114V205H112L111 206V208H110V210L111 211H109V213L111 214V216L113 217L114 216V218L112 219V221L110 222V223H108V224H106V226L107 227H110V228H112V229H115V228H119V230L120 229H123V228H127V223L125 224L124 222H122V218H123V216L126 214V212H123L122 213V211H123V208H125L123 205H125V204H128V205H131L130 203H129V201L124 197H120L119 195L117 196ZM137 197V196H136ZM135 197V198H136ZM79 199H80V197H79ZM81 200V199H80ZM197 200V199H196ZM77 201V200H76ZM75 201V202H76ZM79 201H77V203H78ZM94 202V201H93ZM120 202V203H119ZM80 203H82V201L80 202ZM95 203V202H94ZM171 203H169V207H170V205H172ZM104 204V203H103ZM96 205V204H95ZM98 205H100V202H99V204ZM107 205V204H106ZM105 205V206H106ZM134 205V204H133ZM133 205H132V208H134L133 207ZM152 205H153V203H152ZM167 206V205H166ZM165 205H164V208L166 207ZM193 206L194 207H196V210H192V208H193ZM98 207V206H97ZM107 207V206H106ZM104 208V207H103ZM129 208V207H128ZM132 208H131V210H132ZM167 208V207H166ZM143 209H144V211H143ZM169 209V208H168ZM194 209V208H193ZM107 210V209H106ZM137 212H136V211ZM145 207H142V210L140 209V210H138V207H135V209H134V211L137 213V216H138V223L140 222V223H142L141 221H143V220H145V221H147V219L146 218H144V216L143 215H146L147 216V213L145 212ZM104 211V210H103ZM172 211V212H173ZM194 211V212H193ZM238 210H236L235 212H237ZM174 212L173 213H170L171 215L172 214H174ZM192 212V216H189L188 214L189 213H191ZM177 213V214H176ZM237 213H240V212H237ZM237 213H234V215H236ZM80 214V213H79ZM107 214H108V212H107ZM106 214V215H107ZM127 215V214H126ZM136 215V214H135ZM170 215V216H171ZM227 215V214H226ZM234 215H232V217L234 216ZM165 217V216H164ZM172 217V216H171ZM174 217V216H173ZM226 217V216H225ZM178 218H180L179 220H178ZM103 219H104V217H103ZM108 219H109V217H108ZM137 219V218H136ZM174 219V218H173ZM236 219V223L239 225L240 223H241V213L235 218ZM110 220V219H109ZM231 220H232V218H231ZM75 221V220H74ZM80 221V220H79ZM124 221V220H123ZM174 221V220H173ZM172 221V222H173ZM103 222V221H102ZM144 222V221H143ZM158 222V221H157ZM234 222V221H233ZM33 223V222H32ZM76 223V222H75ZM77 223H79V222H77ZM104 223H105V221H104ZM149 223V222H148ZM111 224H113L112 226L113 227H111ZM154 224V223H153ZM173 224V223H172ZM72 225V224H71ZM148 225V224H147ZM146 225V226H147ZM151 225H152V223H151ZM168 225V224H167ZM182 225H184L183 227H182ZM31 226V225H30ZM75 226V225H74ZM105 226V225H104ZM142 226V225H141ZM162 226V225H161ZM73 227V226H72ZM129 227V226H128ZM163 227H164V225H163ZM167 227V226H166ZM236 227V226H235ZM77 229H73V230H75V232L73 231V232H71L70 233V236H71V238L69 237V240H70V242H71V244L72 243H75L76 242V239H80L81 240V238H83V233H85L84 231H82V230H80V231H78V227H76ZM140 228V227H139ZM142 228V227H141ZM145 228V227H144ZM143 228V229H144ZM158 228V227H157ZM232 228V227H231ZM106 228H104L103 230H105ZM131 229V228H130ZM135 229V228H134ZM150 229V228H149ZM163 229V228H162ZM233 229H235L234 227L232 228V230ZM126 230V229H125ZM128 230V229H127ZM161 230V229H160ZM171 230H175V228L174 229H171ZM231 230V231H232ZM101 231V230H100ZM100 231L99 232H97V233H100ZM131 230H129V232H130ZM135 231V230H134ZM235 231V230H234ZM101 232H103V231H101ZM108 232V231H107ZM110 232V231H109ZM126 232V231H125ZM143 232V231H142ZM168 232V231H167ZM176 232V231H175ZM178 232V231H177ZM233 232V231H232ZM231 232V233H232ZM236 232H237V227H236ZM124 233V232H123ZM123 233L121 234L122 235V237H123ZM154 233V232H153ZM159 233V232H158ZM179 233H180V231H179ZM113 234V233H112ZM125 234V233H124ZM127 234H128V232H127ZM131 234V233H130ZM164 234V233H163ZM180 234V235H181ZM234 234V233H233ZM141 235H143V234H141ZM152 235V234H151ZM107 236V235H106ZM127 237H128V235H126ZM145 236H148L147 234H145ZM144 236V237H145ZM159 236V238H157L158 240H160V238H161V236H160V234L158 235ZM166 236V235H165ZM176 236V235H175ZM130 237V236H129ZM131 237H132V235H131ZM163 237V236H162ZM227 237V238H228ZM236 237H238V236H236ZM85 238V237H84ZM88 238H89V236H88ZM88 238H86V239H88ZM91 238V237H90ZM89 238V239H90ZM134 238H135V235H134ZM138 238V237H137ZM142 238H143V236H142ZM165 238V237H164ZM180 238V237H179ZM181 238H182V236H181ZM185 238V237H184ZM230 238V237H229ZM228 238V239H229ZM233 238V237H232ZM28 239V238H27ZM67 239V238H66ZM98 239V238H97ZM100 239V238H99ZM110 239V238H109ZM114 239V238H113ZM149 239V238H148ZM63 240V239H62ZM102 240V239H101ZM115 240V239H114ZM118 240V239H117ZM121 240H123V239H121ZM152 240V239H151ZM240 240H242L243 241V238H241L240 239V236H239V242L240 243H242ZM248 240V239H247ZM253 240V239H252ZM85 241V240H84ZM94 241V243L96 244V242H95V239L93 240ZM103 241V240H102ZM108 240H105L104 242H107ZM142 241V240H141ZM230 241V240H229ZM229 241H228V243H229ZM232 241H233V239H232ZM237 241V240H236ZM235 241V243H239L238 241L236 242ZM244 241H245V239H244ZM264 241V240H263ZM87 242V241H86ZM85 242V243H86ZM88 242H89V240H88ZM103 242V243H104ZM118 242H120V240H118ZM129 242H130V244H131V241H128L127 240V242H124L125 244H127V246H129L130 244H129ZM143 242V241H142ZM144 242H145V240H144ZM149 241L146 239V243H148ZM152 242H153V240H152ZM156 242V241H155ZM248 241H246V242H243V243H247ZM77 243V245H76V247H75V249H73V253H71L70 254V252H69V255H66L67 254V252L64 254V255H66V257L64 256V255H62L63 257H65V258H61L60 260H58L57 262L59 263V264H63V262H64V264H85L84 263V261L83 262H81V260L79 259V258H81V257H78V259L79 260H77L75 257H74V254L76 255V253H74L75 251L74 250H77V249H79V253L82 255V254H86V253H84V251H85V248H86V245H84V244H82V243H79V242H76ZM108 243V242H107ZM151 243V242H150ZM158 243H160V242H158ZM177 243V242H176ZM232 243V242H231ZM250 243H251V241H250ZM249 243V245L247 244V245H245V244H243V246H241L240 244L239 245H237V244H234V242H233V244L235 245V247L236 248H231L230 249V251L228 252V250H227V253L225 254V255H223V256H221V254L220 255H217L218 253L216 252V257H214V258H212L213 257V255L214 254H212V259H210V257H208L207 258V260H208V264H258V261H257V258H256V253L255 252H257V251H255V250H257V249H255V248H252V247H254L255 245V243L254 244H250ZM98 244V243H97ZM119 244V243H118ZM117 244V245H118ZM124 244V245H125ZM154 244V243H153ZM163 244V243H162ZM161 244V245H162ZM257 244H263L264 245V243H261V242H257ZM73 245V244H72ZM99 245V244H98ZM101 245V244H100ZM99 245V246H100ZM116 245V244H115ZM123 245V246H124ZM132 245V244H131ZM189 245V248H190V252H189V250H188V248H187V246ZM215 245V246H214ZM71 245H70V243H69V241L68 240H63L62 241V244H60V247H70ZM104 246V245H103ZM155 247H156V244L154 245ZM153 246V248H155ZM94 247V246H93ZM110 247H111V245H110ZM118 247V246H117ZM126 247V246H125ZM133 247V246H132ZM173 247V246H172ZM222 247V246H221ZM220 247V248H221ZM72 248V247H71ZM113 248V247H112ZM116 248V247H115ZM131 248V247H130ZM194 248H195V250H194ZM196 248H198V251L196 252V253H194L193 251H196ZM218 248H219V246H218ZM219 248V249H220ZM257 248V247H256ZM89 248H86V250H88ZM102 249H104V248H102ZM114 249V248H113ZM122 249V248H121ZM151 249V248H150ZM172 249V248H171ZM185 249V250H184ZM67 250V249H66ZM105 250V249H104ZM103 250V251H104ZM118 251H119V249H117ZM168 250V249H167ZM174 250V249H173ZM264 250V249H263ZM263 250L261 251V252H263ZM69 251V250H68ZM70 251H71V249H70ZM90 251V250H89ZM102 251V252H103ZM115 251V250H114ZM121 251V250H120ZM151 251V250H150ZM149 251V252H150ZM155 251H157V250H155ZM154 251V252H155ZM224 251H226V250H224ZM258 251H260V250H258ZM65 252V251H64ZM87 252V251H86ZM105 252H107V251H105ZM112 252V251H111ZM117 251H115V253H116ZM91 253V252H90ZM162 253L163 252H161V251H157L156 252V254H159V255H161V256H163L162 255ZM87 254L89 255V252H87ZM93 254V253H92ZM107 254V253H106ZM112 254V253H111ZM151 254V253H150ZM155 254V253H154ZM153 254V256L151 257V258H155L156 256ZM258 254H260V253H258ZM258 254H257V257H258ZM88 255H86V256H88ZM94 255H97L96 254V252H95V254ZM99 255V254H98ZM105 255V254H104ZM110 255V254H109ZM109 255H107L108 256V258H111L113 255H111V257H109ZM119 255V254H118ZM172 255H173V252H172ZM195 255H197V257H195ZM61 256V257H62ZM79 256V255H78ZM84 256V255H83ZM177 256V255H176ZM172 256V258H164V257H158L159 259L158 260H161L162 262H161V264H185V262H186V257L184 258V256ZM201 256V255H200ZM263 256V255H262ZM89 257H90V255H89ZM92 257H93V255H92ZM118 257V256H117ZM108 258H105L103 261H100L99 263H97V264H114L113 262H111ZM264 258V257H263ZM59 259V258H58ZM74 259H76V260H74ZM101 259V258H100ZM82 260H84V258L82 259ZM90 260V259H89ZM94 260V259H93ZM98 260V259H97ZM118 260V259H117ZM80 261V262H79ZM126 261V260H125ZM56 262V263H57ZM92 262V261H91ZM202 262H205V261H202ZM88 264V263H87ZM90 264V263H89ZM92 264H96V263H93L92 262ZM127 264H130V263H128L127 262ZM131 264H133V263H131Z\"/></svg>",
    "mask_w": 264,
    "mask_h": 264
}]
</instances>
